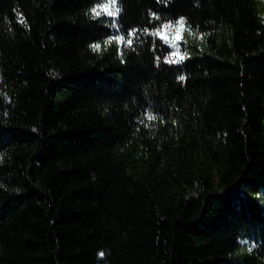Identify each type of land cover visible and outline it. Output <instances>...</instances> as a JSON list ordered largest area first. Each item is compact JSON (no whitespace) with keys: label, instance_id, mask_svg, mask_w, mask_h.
Listing matches in <instances>:
<instances>
[{"label":"trees","instance_id":"16d2710c","mask_svg":"<svg viewBox=\"0 0 264 264\" xmlns=\"http://www.w3.org/2000/svg\"><path fill=\"white\" fill-rule=\"evenodd\" d=\"M106 2L0 0V264H264V0Z\"/></svg>","mask_w":264,"mask_h":264},{"label":"snow or ice","instance_id":"6c2138e0","mask_svg":"<svg viewBox=\"0 0 264 264\" xmlns=\"http://www.w3.org/2000/svg\"><path fill=\"white\" fill-rule=\"evenodd\" d=\"M117 4V0H107L106 3H98L95 7H93L92 9H90V12L92 14V18L96 19L98 17L101 16V12H103L105 15L109 16V17H116L119 12L120 9L118 7H116ZM109 5H111V8H109ZM97 9H100L99 11ZM156 19H160L158 16H155V14H152ZM21 23H25L23 20L20 21ZM178 25H183L184 24V18L181 17L177 22ZM112 26L115 27V20L112 21ZM171 26V24H164L162 25V27L164 29H167ZM137 29H131L128 31L127 33V39H125V36L123 35H119L116 37H110L107 41H105L106 44H109L112 42L113 39L116 40V42L118 44H124L127 47H132L133 46V40L137 35ZM145 32H147V29H144ZM150 35H154V36H158L160 39L164 40L165 42H168V37L161 31L160 28H157L156 31L149 33ZM176 39H179V37H177ZM170 46L175 47V52H173L171 55L172 56H177L178 59L176 60H172L169 58L165 59V63H179L180 61H182L184 59V56L182 54H180V49L178 46H176L175 43H171ZM90 47L93 49V51H99L100 50V44H93L90 45ZM159 60V58H157ZM180 80H183L184 77L181 76L179 77ZM148 119H155L154 116H149ZM241 243H246V241H241ZM249 251H251V248H249ZM101 256L103 255V253L100 254Z\"/></svg>","mask_w":264,"mask_h":264}]
</instances>
